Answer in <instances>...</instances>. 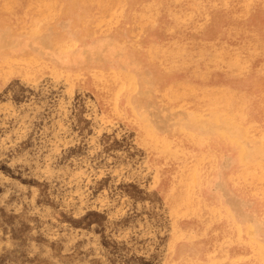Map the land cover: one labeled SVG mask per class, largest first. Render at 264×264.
Here are the masks:
<instances>
[{
  "label": "rangeland",
  "instance_id": "1",
  "mask_svg": "<svg viewBox=\"0 0 264 264\" xmlns=\"http://www.w3.org/2000/svg\"><path fill=\"white\" fill-rule=\"evenodd\" d=\"M0 264H264V0H0Z\"/></svg>",
  "mask_w": 264,
  "mask_h": 264
},
{
  "label": "bare ground",
  "instance_id": "2",
  "mask_svg": "<svg viewBox=\"0 0 264 264\" xmlns=\"http://www.w3.org/2000/svg\"><path fill=\"white\" fill-rule=\"evenodd\" d=\"M218 113V112H217ZM220 113H218V115H219ZM216 117V116H215Z\"/></svg>",
  "mask_w": 264,
  "mask_h": 264
}]
</instances>
